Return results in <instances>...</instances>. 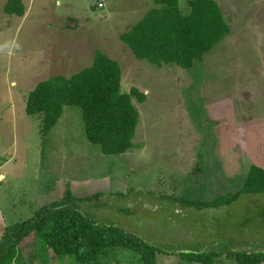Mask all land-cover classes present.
Instances as JSON below:
<instances>
[{
	"label": "rangeland",
	"instance_id": "1",
	"mask_svg": "<svg viewBox=\"0 0 264 264\" xmlns=\"http://www.w3.org/2000/svg\"><path fill=\"white\" fill-rule=\"evenodd\" d=\"M61 1L25 0L21 17L6 13L7 0H0V238L9 224L35 217L70 188L86 198L95 219L165 244L264 242L263 196L220 208L182 202L237 192L252 164L264 168V0H217L231 31L190 69L139 59L122 40L156 7L150 0H132L145 5L135 15L123 8L131 0ZM178 4L189 14L191 0ZM97 50L120 63L124 92L137 87L147 97L133 95L140 112L136 146L118 155L88 140L78 106L64 108L46 137L43 114L27 113L40 81L91 66ZM19 249L26 264H77L57 257L34 233ZM111 257V264H144L141 254L124 248ZM157 261L201 264L163 252ZM216 264L241 263L224 255Z\"/></svg>",
	"mask_w": 264,
	"mask_h": 264
},
{
	"label": "trees",
	"instance_id": "2",
	"mask_svg": "<svg viewBox=\"0 0 264 264\" xmlns=\"http://www.w3.org/2000/svg\"><path fill=\"white\" fill-rule=\"evenodd\" d=\"M153 1L158 7L122 34V40L139 59L157 64L176 63L190 69L231 31L217 0H191V11L186 15L180 13L179 0ZM3 10L23 16L26 7L23 0H8ZM121 81L120 63L97 50L91 66L69 77L57 74L40 81L28 95L27 113L43 114L42 134L46 137L62 118L64 108L78 106L82 109L88 140L105 154L125 153L136 146L133 140L140 121L133 95L142 102L147 97L137 87L124 92ZM247 173L243 187L237 192L212 201L182 202L197 209L220 208L236 206L247 195L264 197V168L252 164ZM84 200L68 188L63 199L39 208L35 217L9 224L0 238V264H26L19 246L32 233L57 257L71 256L77 264H111L112 252L119 248L138 252L144 264H158L159 252L182 255L201 264H216V259L224 255L236 257L241 264L264 261V242L238 244L226 237L202 243L197 249L176 243L172 246L119 223L95 219L85 208ZM261 210L259 217L264 222V209Z\"/></svg>",
	"mask_w": 264,
	"mask_h": 264
},
{
	"label": "crops",
	"instance_id": "3",
	"mask_svg": "<svg viewBox=\"0 0 264 264\" xmlns=\"http://www.w3.org/2000/svg\"><path fill=\"white\" fill-rule=\"evenodd\" d=\"M8 1V0H7ZM100 1H102V0H100ZM99 1V2H100ZM23 2H24V4H25V7H26V11L25 12H28V9H27V6H26V3H25V0H23ZM61 0H56V3L58 4V5H60L61 4ZM98 2V3H99ZM150 2L153 4V5H156V7H158V5L153 1V0H150ZM98 3L96 4L97 6V9L98 8H104V6L103 7H99L98 6ZM104 5H105V3H104ZM145 5L143 4V3H132V0H131V2H129V3H126V5L123 7V8H126V10H128V12L130 13H133L134 15L135 14H137V12L138 11H141V12H143L144 10H145ZM155 7H151V9H154ZM151 9H149V10H147L146 12H145V14L141 17V19L139 20V21H141L145 16H146V14L151 10ZM65 16L66 15H68V14H64ZM72 15V14H71ZM17 16H19V15H17ZM23 16H25V14L23 15ZM69 16V15H68ZM22 17V16H21ZM138 21V22H139ZM137 22V23H138ZM136 23V24H137Z\"/></svg>",
	"mask_w": 264,
	"mask_h": 264
},
{
	"label": "built area",
	"instance_id": "4",
	"mask_svg": "<svg viewBox=\"0 0 264 264\" xmlns=\"http://www.w3.org/2000/svg\"><path fill=\"white\" fill-rule=\"evenodd\" d=\"M100 5L102 6L103 4H102V3H100Z\"/></svg>",
	"mask_w": 264,
	"mask_h": 264
}]
</instances>
